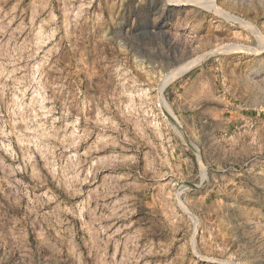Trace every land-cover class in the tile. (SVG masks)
I'll list each match as a JSON object with an SVG mask.
<instances>
[{"label":"rangeland","instance_id":"obj_1","mask_svg":"<svg viewBox=\"0 0 264 264\" xmlns=\"http://www.w3.org/2000/svg\"><path fill=\"white\" fill-rule=\"evenodd\" d=\"M183 1L0 0V264H264V0Z\"/></svg>","mask_w":264,"mask_h":264},{"label":"bare ground","instance_id":"obj_2","mask_svg":"<svg viewBox=\"0 0 264 264\" xmlns=\"http://www.w3.org/2000/svg\"><path fill=\"white\" fill-rule=\"evenodd\" d=\"M196 2V0H184L182 3H184V4H192V3H195ZM192 66L193 65H190V66H188V67H186L184 70H180L179 72H176V73H174V74H172L170 77V79H172L173 77H176V76H178L180 73H184L185 71H187L188 69H190V68H192Z\"/></svg>","mask_w":264,"mask_h":264}]
</instances>
